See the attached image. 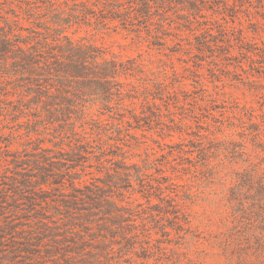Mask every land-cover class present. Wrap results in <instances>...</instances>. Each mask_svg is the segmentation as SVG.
<instances>
[{"label": "trees", "instance_id": "1", "mask_svg": "<svg viewBox=\"0 0 264 264\" xmlns=\"http://www.w3.org/2000/svg\"><path fill=\"white\" fill-rule=\"evenodd\" d=\"M80 1L83 10L73 14L67 10L57 12L53 2L47 0V13L42 14L41 7L28 8L24 10L26 18H20L0 0V60H12L15 75L33 82L28 87L38 103L46 106L56 121L71 125L74 130L73 115L84 120L89 106H100L102 112L108 113L125 110L122 103L128 96L120 79L134 78L141 71L132 60H109L104 50L63 36V26L83 22L111 30L110 25L118 23L115 31L120 28L135 34V22L147 18L152 23L155 8L161 11L157 14L161 22L170 21L169 27L174 23L180 31L192 34L194 42L188 44L190 58L201 62L211 59L232 68L234 85L243 87L253 100L250 105H241L237 100L230 102L226 94L204 89L199 72L192 69L189 70L197 75L192 91L170 89L160 83L157 90L162 92L161 101L173 98L190 114L208 113L204 117L214 119L218 132L225 125L231 131L229 141H219L204 128V123L195 121L184 130L179 128V134L187 138L182 144L169 147V156L181 159L197 174L208 175L212 151L230 153V168L238 167L231 174L230 209L234 223L240 224L241 218L243 227L238 231L236 244H226L224 252L230 248V264H264V0ZM21 19L32 27L21 26ZM131 84L128 86L132 92L141 90ZM149 92L144 88L141 115L129 111L128 119L139 124L151 117H162L161 109L149 97L153 101L156 98ZM183 94L185 99L181 101ZM192 96H196L195 105L186 109L184 104ZM218 112L225 121L216 117ZM120 116L126 118L124 114ZM92 121L97 132H92V137L70 141L65 145L69 150L64 145L54 149L34 147L28 141L23 153L12 152V140L0 138V145L4 144L0 146V264H44L45 259L61 264V251L68 248L79 257L67 258L65 264H107L116 253L115 246H122L120 240L145 239L151 245L156 242V229L163 237H170L172 231L179 239H185L181 233L190 222L172 178L163 176L162 166L149 164L142 168L127 165L123 156H111L108 151L114 146L98 138L103 135V124ZM167 131L172 137L173 128ZM122 132L121 127L117 128L120 140H110L121 141ZM115 158L122 159L114 161ZM78 168H83L82 174ZM86 168L96 172L86 174ZM153 170L157 176L150 174ZM87 176L90 181L83 183ZM130 192L140 195L145 203L129 202L131 197L126 194Z\"/></svg>", "mask_w": 264, "mask_h": 264}, {"label": "rangeland", "instance_id": "2", "mask_svg": "<svg viewBox=\"0 0 264 264\" xmlns=\"http://www.w3.org/2000/svg\"><path fill=\"white\" fill-rule=\"evenodd\" d=\"M2 1L6 2L5 8L8 11L15 10L21 15L20 18H26L24 10L28 8L41 7L42 14L49 10V5L45 4L47 0ZM51 1L54 4V10L59 13L67 10L73 14L83 10L80 5L83 1L80 0ZM90 9L97 11L92 6ZM153 13L152 23L147 18L135 22L138 31L135 34H130L120 28L115 31L113 28L118 23L111 24V30H103L101 25L88 26L83 22L62 27L65 30L63 36L74 42L84 45L92 44L104 50L105 58L109 60L113 57H118L123 61L132 60L139 67L138 71H141L137 72L134 78L120 79V83L125 85L124 94L128 96L122 103L125 110L121 112L114 110L108 113L102 112L100 106H89L85 110L84 120H81L80 115H73L71 123L75 125L74 130L71 125L66 126L63 121H56V117L46 110V106L38 103L36 96L30 93L28 87V84L33 85V82L15 75L12 60H0V138L6 141L12 140L13 145L9 148L12 152L23 153L28 141H31L34 147L54 149L56 145H64V149L69 150L65 145L70 141L92 137L90 134L97 132L92 119L100 122L103 124L101 131L103 135L98 138L114 146L108 151L111 156L112 154L123 156L126 158L127 165L136 164L142 168L149 164L162 166L165 172L163 176L172 178L173 184L178 187L182 203L185 205L186 217L190 222L189 225H184L186 231L181 233L184 240L179 239L172 231H170V237H163L159 229L153 231V240L156 242H152L151 245H147L145 239L120 240L122 246H115L116 253L112 256V261L107 264H230V248L225 253V245L236 244L240 238L238 231L240 227H243L241 218L239 219L240 224L234 223L230 209L231 174L238 170V167L230 168V153H223L219 150H213V154L208 159L207 165L210 168L208 175L197 174L194 168L184 166L185 162L181 159L169 156L171 151L169 147L182 144L187 138L179 134V128L184 130L186 125L193 126L195 121L201 122V124L204 123V128L213 132L214 138L219 141H229L230 127L225 125L221 132H218L219 125L214 122V119L210 116L204 117L208 116V113H204V116H199L198 111L195 115L190 114L180 103L172 101L173 98L171 101L163 102L160 100L162 92L157 89L160 83H165L170 89L192 91L194 81L197 80L196 73L189 70L192 69L199 72V80L203 82L204 89L226 94L230 102L237 100L241 105H250L253 98L243 87L234 85L230 74V71H233L232 68H225L211 59L201 62L199 58H190L192 56L189 55L188 44L194 42L193 35L184 29L180 31L174 23L172 27H169L170 21L161 22V17L157 15L161 13L160 10L154 8ZM104 14L105 17L109 16L108 11ZM168 16L173 18L172 20L176 18L172 13H168ZM9 18L13 20L11 13ZM19 23L25 28L32 27L24 19H21ZM181 24H185V21ZM161 26L164 28L161 29ZM169 29L171 30L168 31ZM23 35L28 36L29 34L24 32ZM248 36L254 37L253 34H248ZM179 44L184 46L185 50H181ZM129 83L141 90L132 92L133 89L128 86ZM144 88L150 90L149 93L156 98L153 101V97H149L161 109L162 117H151L150 120L146 119L137 124L128 119L129 111L141 115V105L145 96ZM130 96L135 98H130ZM192 97L184 104L186 109L190 108V104L195 105L196 96ZM180 99L181 101L185 99L184 94ZM113 107L117 106L113 105ZM122 114L126 118H122L120 116ZM215 115L219 120H224L219 112ZM127 122H131V125ZM167 126L168 129L173 128L174 130L172 137L169 136ZM119 127L123 130L121 141H111L110 138L120 140L117 135ZM0 146L3 147L4 144ZM117 146L120 150L116 148ZM121 159L115 158L114 161ZM195 160L200 162V159ZM86 166L88 167L89 164ZM82 169L78 168L77 172L82 174ZM29 170L30 174L33 173V168ZM85 172L86 174L95 173L96 169L86 168ZM150 174H155V171H151ZM94 176L104 178L103 175L94 174ZM90 179L91 177L87 176L83 183H88ZM126 197H131L129 202L145 203L140 195H131V192L126 194ZM164 225L169 226L168 223ZM151 226L158 225L151 224ZM241 231L246 238V232L243 229ZM255 242H252V247L255 246ZM61 252L58 262L61 264H65L66 259L72 256L79 257L73 255L70 248ZM43 263L57 264L53 259H45ZM3 264H10V262H3Z\"/></svg>", "mask_w": 264, "mask_h": 264}]
</instances>
